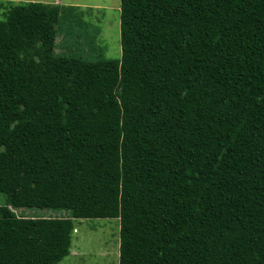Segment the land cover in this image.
Here are the masks:
<instances>
[{
    "label": "trees",
    "instance_id": "16d2710c",
    "mask_svg": "<svg viewBox=\"0 0 264 264\" xmlns=\"http://www.w3.org/2000/svg\"><path fill=\"white\" fill-rule=\"evenodd\" d=\"M75 8L0 1V264H60L91 219L119 264H264V0H121L115 90L56 52Z\"/></svg>",
    "mask_w": 264,
    "mask_h": 264
},
{
    "label": "rangeland",
    "instance_id": "374dc122",
    "mask_svg": "<svg viewBox=\"0 0 264 264\" xmlns=\"http://www.w3.org/2000/svg\"><path fill=\"white\" fill-rule=\"evenodd\" d=\"M14 3L57 1L64 7H76L75 12L63 16L58 27L57 53L80 56L85 61V82L92 87L117 88L116 64L97 61L121 58L120 7L121 0H0ZM78 7V8H77ZM3 19V11H0ZM112 68V69H111ZM109 77L112 83L107 80ZM111 89V90H112ZM5 196L0 194V205ZM10 209V207H9ZM14 215L30 217L55 216L53 211L23 209ZM0 216H9L1 210ZM58 216V215H56ZM73 234L70 256L60 264H119L120 260V221L118 219L78 220Z\"/></svg>",
    "mask_w": 264,
    "mask_h": 264
},
{
    "label": "crops",
    "instance_id": "0c3cea01",
    "mask_svg": "<svg viewBox=\"0 0 264 264\" xmlns=\"http://www.w3.org/2000/svg\"><path fill=\"white\" fill-rule=\"evenodd\" d=\"M53 2V1H52ZM52 2H50V3H52ZM45 3H47V2H45Z\"/></svg>",
    "mask_w": 264,
    "mask_h": 264
}]
</instances>
